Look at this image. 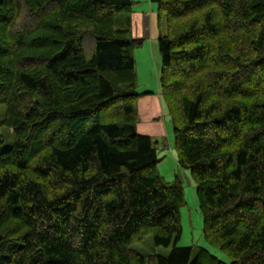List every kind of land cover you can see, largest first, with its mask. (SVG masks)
I'll return each mask as SVG.
<instances>
[{"label":"trees","instance_id":"obj_1","mask_svg":"<svg viewBox=\"0 0 264 264\" xmlns=\"http://www.w3.org/2000/svg\"><path fill=\"white\" fill-rule=\"evenodd\" d=\"M153 1L177 162L230 261L177 245L183 187L137 131L134 1L0 0V264H264V0ZM148 235L167 256L132 248Z\"/></svg>","mask_w":264,"mask_h":264},{"label":"rangeland","instance_id":"obj_2","mask_svg":"<svg viewBox=\"0 0 264 264\" xmlns=\"http://www.w3.org/2000/svg\"><path fill=\"white\" fill-rule=\"evenodd\" d=\"M133 10L137 8L148 7L149 4L154 5L155 11L157 10L156 3L151 0H133ZM162 33L165 32V21L162 19ZM135 57V72L138 83L137 90L143 92L149 90L153 93L157 92V70L155 58L150 52V39H146L140 47L134 50ZM160 103L162 107L161 121L166 128L165 136L154 137L155 139H162L165 144L158 150V156L161 157L156 164V170L167 181L177 180L183 187L185 205L180 208L182 233L177 245H194L202 246L210 251L219 259L229 262L230 258L221 249L209 244L203 236V216L199 209L198 200L196 197V184L192 179L189 171L181 167L177 162L176 151L174 148V135L173 128L170 122L169 114L167 113L166 106L162 101L161 95ZM5 112V105L0 104V152L6 150L13 144L14 134L12 129L1 123ZM136 251L141 254H156L167 256L171 245L168 247L158 246L154 244L151 235L146 236L140 242L132 245Z\"/></svg>","mask_w":264,"mask_h":264},{"label":"crops","instance_id":"obj_3","mask_svg":"<svg viewBox=\"0 0 264 264\" xmlns=\"http://www.w3.org/2000/svg\"><path fill=\"white\" fill-rule=\"evenodd\" d=\"M153 2V0H151ZM131 30L134 38L142 39V45L146 39H150V52L155 58L157 70V92L144 90L143 95L137 101L138 117L137 131L140 134L152 137H163L166 128L161 121L162 107L160 103V54L158 50V37L162 33V24L159 22L157 10L152 4L145 8H137L131 14ZM145 93V94H144Z\"/></svg>","mask_w":264,"mask_h":264}]
</instances>
